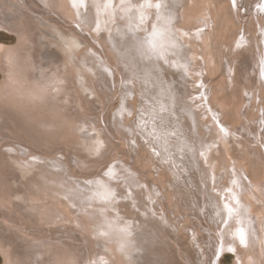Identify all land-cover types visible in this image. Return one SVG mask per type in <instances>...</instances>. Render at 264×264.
I'll list each match as a JSON object with an SVG mask.
<instances>
[{
    "label": "bare ground",
    "instance_id": "obj_1",
    "mask_svg": "<svg viewBox=\"0 0 264 264\" xmlns=\"http://www.w3.org/2000/svg\"><path fill=\"white\" fill-rule=\"evenodd\" d=\"M154 24L163 35L151 51ZM0 30L17 38L0 45L4 264H217L224 253L264 264V0H0ZM117 64L120 99L140 97V110L130 124L127 105L102 120L131 160L109 163L82 196L85 185L64 174L70 158L41 164L27 154L64 145L83 170L86 156L113 146L88 112L117 93ZM146 166L158 178L140 174ZM163 197L176 202L172 231L137 216L160 220ZM71 202L85 214L69 212Z\"/></svg>",
    "mask_w": 264,
    "mask_h": 264
},
{
    "label": "rangeland",
    "instance_id": "obj_2",
    "mask_svg": "<svg viewBox=\"0 0 264 264\" xmlns=\"http://www.w3.org/2000/svg\"><path fill=\"white\" fill-rule=\"evenodd\" d=\"M84 33H85V29L83 30V28L81 29ZM87 35V34H86ZM94 36V40H91V39H89L88 41H90V42H92L94 45H95V47L96 48H99V45L97 44V42H103V40H102V38H100L99 37V35H97V36H95V35H93ZM15 44H17V38H16V36H14V35H12V34H9L8 33V31L7 30H0V45H5V46H12V45H15ZM88 44L87 43H84V46H81L80 47V49L79 50H81V49H83V48H86V46H87ZM100 49V48H99ZM98 49V50H99ZM47 50H49V49H46L45 51L46 52H48V53H50L51 51H52V49L51 50H49V51H47ZM43 52H44V50H43ZM53 52V51H52ZM110 57V56H109ZM108 57V58H109ZM0 59H1V56H0ZM110 59V58H109ZM108 60V59H107ZM111 63H109L108 65L110 66V64H111V66L109 67L108 65H107V68H113V64L115 63V60L114 59H110L109 60ZM0 62H1V60H0ZM114 62V63H113ZM113 63V64H112ZM116 64V63H115ZM117 66H118V68H117V70H119L118 72H115L114 70H115V68H113L112 70H113V72L116 74H114L113 73V75H115V80L117 79V82L118 81H120V82H118V83H120V84H117V87L119 86H121V88H123L122 87V84H124V83H122L123 81H121L122 80V78H121V76L122 75H124V73H126V69H125V67H123L122 65H118L117 64ZM120 66V67H119ZM0 67H1V63H0ZM122 67V68H121ZM122 71V72H121ZM120 73H121V75H120ZM112 74V73H111ZM113 75H111L110 77H107V82L108 83H111V86L113 87ZM3 74H2V71H1V69H0V84H1V82H2V80H3ZM118 77V78H117ZM109 78V79H108ZM113 78V79H112ZM112 79V80H111ZM100 83V82H99ZM107 83V84H108ZM103 84V83H102ZM83 87H84V85H83ZM118 87V89H116L117 90V93L115 94V96H112V95H110L109 96V100H104L107 96H106V94H104V96L105 97H101V95H99L101 98H103L102 100H103V105H98V104H95V106L97 107V109H95V106L93 107V109H95V110H92V108H91V110H90V112H88V114L89 115H92L91 113H93L94 114V116H95V118H96V116L97 117H100V119H101V122L103 123V120H102V118L103 117H105L107 114L106 113H109V112H112V113H115L119 108L120 109H126L125 108V106L127 105L128 107H127V112H124L125 113V115L123 116V123H129L130 124V120H134V119H137V117H136V115H137V113H138V111L140 110V108H139V106H138V101L140 102V97H136L135 99H134V96L132 97V96H129V104H128V102L126 103L125 101H122L121 99H120V96L122 95V92H121V90L122 89H120ZM97 90H101L100 88H99V86L96 88ZM102 90H104V91H106V88H103ZM121 92V93H119V92ZM107 93H108V91H107ZM88 95L89 93H84V94H82V96L84 95ZM103 95V94H102ZM120 95V96H119ZM83 96V97H84ZM92 98H96V97H94V96H92ZM122 98V97H121ZM89 99H91V97H89ZM98 99V98H97ZM92 100V99H91ZM102 100H101V102H102ZM98 101H99V99H98ZM100 102V103H101ZM99 103V104H100ZM104 105H105V107H104ZM135 106V111H133L132 110V108L131 107H133L134 108V106ZM137 105V106H136ZM101 107V109L103 108L104 110H100V107ZM131 106V107H130ZM138 107V108H137ZM107 108V109H106ZM106 110H108V111H106ZM106 112V113H105ZM97 113V114H96ZM102 113V114H101ZM123 113V114H124ZM103 114H105V115H103ZM101 115H103V116H101ZM88 116V115H87ZM94 119L93 118V116H89V118H88V120H91V119ZM105 124L106 125H104V123L103 124H100V136H103V137H105L106 139L108 138V139H111V140H113V142H114V145L113 146H111L112 145V143H110V144H108L107 142L105 143V148H104V150L101 152V153H93L92 155H89V156H86L85 157V159H84V161L85 162H88L90 165H89V167L88 168H86V169H88V170H86V169H83V170H80V169H78L76 166H75V163H74V158H72V155H69V154H67L65 151L67 150V146H64V145H62L61 147H60V145L58 146V148L57 147H54V146H57V145H53L52 146V144H47L46 146V149H48V147L50 146V148L48 149V150H43L44 148L43 147H37V150L36 151H34L33 149H31L30 150V152L31 153H28L27 155H28V157H31V159H32V161L33 162H38V163H41V164H43V162H44V164L46 163V161L49 159L50 160V158H52L53 156H56L57 158H59V159H61V160H63L64 158H70V159H68V162L67 161H65L68 165L65 167V170H64V174L66 175V176H68V177H70L72 180H73V183L75 182V180H80L81 181V183H83L84 185H85V188H86V190L83 192V190H79V193H80V195H82V196H84V195H86L87 193H88V191H89V189H91V188H95L94 186H96V181L97 180H99V178H101V177H104V175H102L101 176V174H102V172L104 171V168L109 164V163H113V161L114 160H118V161H120L121 163L123 162V161H125L126 159H130V154L128 153V150L127 149H125L124 150V146H126L125 144H126V140L123 138V140H121V142H120V144L122 143V146H120L119 144H118V142L117 141H115L114 139H112V137L113 136H117V133L115 132V130H114V128H112V125L109 123H107V121L105 120ZM107 125H108V128H107ZM94 132V131H93ZM92 132V133H93ZM91 133V134H92ZM97 133V132H96ZM95 133V134H96ZM91 134H89V135H91ZM70 135H72L71 133H70ZM94 135V134H93ZM93 135H91V136H93ZM75 139V138H74ZM106 141V140H105ZM30 142V141H29ZM115 143H117L118 144V146H115ZM128 143V142H127ZM25 144V143H24ZM51 146H52V148H54V149H52L51 148ZM64 148V150L63 149H60V148ZM67 147V148H66ZM43 148V149H42ZM66 148V149H65ZM140 148V147H139ZM144 148V147H143ZM131 149V148H130ZM132 150V149H131ZM145 150V149H144ZM140 151H138V153H139ZM146 152V151H145ZM144 151H142V152H140L141 153V156H144L145 157V159L146 158H148V156L150 157V155L149 154H147V152L145 153ZM133 154V153H132ZM145 154V155H144ZM19 157V156H18ZM152 157V156H151ZM150 157V158H151ZM72 158V159H71ZM156 158H157V156L155 157L154 156V160L156 161ZM131 160V159H130ZM147 162V161H146ZM112 163H111V165H112ZM124 163H126V162H124ZM114 164H115V162H114ZM113 164V165H114ZM116 164H120V163H116ZM148 164V163H147ZM149 165V164H148ZM147 167V169L145 168V167H142V168H140L139 169V171L141 172L140 174H142V173H145L146 172V175H148L147 177H145V178H152L153 176H152V174H155L156 173V167H152V166H146ZM39 168H37V166L35 167V168H32V170H29L28 172L30 173V175H32V176H34L33 174H35V173H33L34 171H37ZM32 171V172H31ZM158 171V170H157ZM157 176V173L155 174V177ZM157 178H158V176H157ZM127 180V179H126ZM158 182V181H157ZM76 183V182H75ZM165 183H167L165 180L163 181L162 180V184H165ZM133 190H135L134 188H133ZM170 191V190H169ZM162 196V195H161ZM158 197H160V194L154 199V201L158 198ZM172 202V203H171ZM164 203V204H163ZM168 203V199L165 197H163L162 198V200L160 201V204L162 205H167V206H165V210H168V211H166V213L165 214H162V213H159V214H162L161 216H160V220H159V218H158V216L156 215V213L153 215V216H144L143 214H140V212H138L137 213V216H139V217H141L142 219H143V221H148V220H150V221H154V223H156V225H158V229L160 228V225L159 224H161L162 226H165V227H168V229H170L171 231L173 230L170 226H171V224L170 223H168L169 221H175L173 218H172V216L173 215H175L176 217H177V212H176V210H175V208H177L176 207V205H175V203L173 202V200L171 199V201H169V203ZM69 206V209H68V211L69 212H71V213H76L77 214V216H82V215H84L85 213H84V208L82 209V210H79L78 208H76V206H74V202H71V204L70 205H68ZM169 207V208H168ZM97 207H91V209H96ZM128 208L130 209V212H132L133 211V206H128ZM170 209V210H169ZM179 209L181 210V212H182V208H180L179 207ZM137 210V209H136ZM64 211H66V209L64 210ZM169 211H170V215H171V218H168L167 217V214L169 213ZM160 212V211H159ZM169 219V221H167ZM92 221V220H91ZM181 221L179 222V228L181 229ZM26 226H28V224H25ZM161 229V228H160ZM46 230H48L46 227H43V226H41V227H39L37 230H35L36 231V233H37V237H39V238H42V237H40V235L42 234V233H44V232H46ZM1 231V230H0ZM60 232H62V231H58V233L56 234L57 236L58 235H60ZM206 232V231H205ZM202 233H204V231L202 232ZM7 234V233H6ZM206 234H207V232H206ZM204 237V236H203ZM80 238V237H79ZM167 238H168V236H167ZM81 239V238H80ZM169 239V238H168ZM172 241V240H171ZM75 242V241H74ZM70 243H72V242H70ZM82 243H84L83 245H85L86 243L85 242H83V241H81V244ZM89 243V242H88ZM172 243L174 244V245H177L176 243H177V241H172ZM72 244H74V243H72ZM82 245V246H83ZM175 247H178V246H175ZM82 250H84V247L82 248ZM82 250L80 251V253L82 252ZM85 252H86V250H85ZM82 254H87L88 255V253L86 252V253H82ZM231 254V253H230ZM179 255H180V253H179ZM219 261H218V263L217 264H233L232 262H233V258H232V255H227V253H224V254H222L220 257H219V259H218ZM81 261V260H80ZM178 262H177V260L176 259H172V260H168V261H166V264H177ZM0 264H4V260H3V258H2V260H1V258H0Z\"/></svg>",
    "mask_w": 264,
    "mask_h": 264
},
{
    "label": "snow or ice",
    "instance_id": "obj_3",
    "mask_svg": "<svg viewBox=\"0 0 264 264\" xmlns=\"http://www.w3.org/2000/svg\"><path fill=\"white\" fill-rule=\"evenodd\" d=\"M106 7H107V5H106ZM144 7H145V5H143V4L140 5L141 9H143ZM147 7L151 8V7H153V5L149 3V4H147ZM154 7L159 11L161 9V7H162V4L161 3H156L154 5ZM145 20H146V17L143 14V12L141 11L140 23L143 24L145 22ZM162 35H163V32L160 29H158L157 26L154 24L152 26L151 39L148 41L151 51H155V49H156L155 41L159 37H161ZM228 212H229V214H231L232 213V209L228 208ZM239 239H240V243L241 244H245V233H244V231L242 229L239 231Z\"/></svg>",
    "mask_w": 264,
    "mask_h": 264
},
{
    "label": "water",
    "instance_id": "obj_4",
    "mask_svg": "<svg viewBox=\"0 0 264 264\" xmlns=\"http://www.w3.org/2000/svg\"><path fill=\"white\" fill-rule=\"evenodd\" d=\"M0 258H1V260H2V256L0 255Z\"/></svg>",
    "mask_w": 264,
    "mask_h": 264
}]
</instances>
